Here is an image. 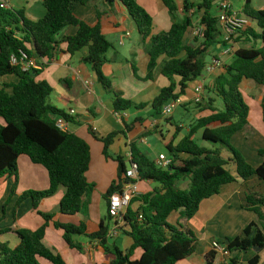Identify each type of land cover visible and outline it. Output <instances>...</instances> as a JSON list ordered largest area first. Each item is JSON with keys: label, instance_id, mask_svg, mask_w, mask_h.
<instances>
[{"label": "trees", "instance_id": "trees-1", "mask_svg": "<svg viewBox=\"0 0 264 264\" xmlns=\"http://www.w3.org/2000/svg\"><path fill=\"white\" fill-rule=\"evenodd\" d=\"M96 1L42 0L46 15L37 21L28 19L24 10L0 9V79L17 78L16 83L0 85V180L5 177L14 180L11 199L19 183V160L26 157L33 164L44 167L50 181L45 191L24 193L17 202L15 213L27 200H31L34 209L38 210L42 201L52 198L64 188L65 194L58 212L74 217L85 210L87 203L83 198L94 187L86 178L91 165L90 146L79 136L57 128V119L70 122L71 116L50 103L54 89L48 82L38 80L41 72L34 69L25 72L20 66L12 65L13 56L24 52L29 60L50 61L57 56V51L61 52V42L67 44V49L62 52L72 56L88 49V55L82 61L92 67L104 90L113 95L115 112L140 109V106L124 98L121 91L115 90L103 72L106 55L113 48L103 30L118 26L115 10L119 5L127 10L146 47L149 65L145 80L153 81L155 72L160 69L161 75L170 82L151 103L153 117L160 118L167 104L181 99L189 84L204 75L208 65L206 56L222 51L227 45L222 41L218 18L211 13L219 0H202L198 5L186 1L182 19H179L181 8L177 0H161L169 12L172 26L168 31L156 35L153 34V17L137 0H101L102 6L109 9L102 10L100 6H95L97 23L90 25L82 21L76 15L77 9ZM196 15L201 17L200 23L205 26L204 38L187 45L186 38L194 26ZM241 15L248 18L251 25L235 40L238 48L232 61L221 67L222 73L210 86H205L207 97L203 95L202 101L195 103V108L203 116L178 145L167 146L171 159L169 168H159L156 162L133 147L132 158L139 166L140 182H151L156 187L152 192L137 196L124 218L125 227L129 229L128 236L133 241L131 248L124 253L118 247L109 245L108 212V220L102 222L99 231L94 234L87 233L85 223L73 225L55 222V228L64 232V241L71 249L82 252V245L76 243L75 239L85 236L98 241L107 255L115 257L111 264H178L197 252L198 239L191 230L183 229L180 224L171 225L168 222L171 215L180 213L182 219L192 220L203 201L220 195L225 186L239 181L247 182L252 178L264 183V148L259 150L263 162L255 168L233 146L237 134L250 132L251 108L243 93V83L251 81L264 88V48L240 47L242 42L264 43V10L254 9L252 0H247ZM68 26L78 27V33L58 42L57 35ZM257 29L262 33L258 34ZM133 70L137 76L136 68L133 67ZM220 102L222 107L219 106ZM262 111L264 123V99ZM127 130H130V126H127ZM92 134L98 138L93 131ZM119 134L122 133L113 132L98 138L104 144L107 158H110L109 149ZM116 161L119 163L118 180L107 192V201L113 194L121 192L127 182L123 158L119 157ZM188 180V190L178 188L179 182ZM137 203L139 208L134 210L133 206ZM263 208L264 197L258 194L246 197L244 209L253 211L257 215V222L248 225L241 236L223 242L232 254L248 253L254 249L264 251ZM5 211L6 205L4 214ZM39 215L46 224L37 231L16 232L20 240L17 247L11 248L7 243L0 242V264H41L40 259L51 264H66L59 253L44 244L49 223L54 221L56 213L39 212ZM140 215L143 217L141 222ZM8 232L9 229L0 230V235ZM137 250L143 254L140 259L133 260ZM216 258L217 254L213 251L205 255L207 264H215ZM259 259L257 257L249 264H258ZM227 264L241 262L238 258H231Z\"/></svg>", "mask_w": 264, "mask_h": 264}, {"label": "crops", "instance_id": "crops-1", "mask_svg": "<svg viewBox=\"0 0 264 264\" xmlns=\"http://www.w3.org/2000/svg\"><path fill=\"white\" fill-rule=\"evenodd\" d=\"M137 1L153 17L154 25L157 23L162 28L158 33L168 31L171 28V17L161 0ZM186 1L195 5L202 2V0H177L182 16H184L182 10ZM101 3V0H97L92 5L81 6L77 9L76 15L82 21L95 25L98 20L95 6H100L102 10L109 9H106ZM259 4L261 6L257 8L255 0H252L254 9L263 11L264 0H261ZM115 11V19L118 26L108 27L103 30V33L113 45V48L106 55L107 63L103 68V72L113 83L115 90L121 91L124 98L131 100L141 108H134L128 112L121 113L123 117H119L114 110L113 95L104 90L92 67L82 61L88 55V49H83L74 56L62 52L67 49V44L61 41L75 36L78 33V27L68 26L57 35V41L61 42L59 47V51L61 50V52L57 51V56L52 60H31L35 65L42 66L41 70H39L41 74L38 80L48 82L54 89V93L49 100L50 103L58 109L63 110L66 114L72 109L77 112L75 116L71 117L69 132L85 140L91 148V165L86 178L88 183L94 188L88 196L83 198L87 203L85 210L74 217L65 216L58 212L65 194L64 188H61L52 198L42 201L38 210L34 209L31 200H27L15 213L17 202L24 193L28 191H45L50 185L49 175L44 167L33 164L26 157H21L19 160V183L17 191L11 199L10 193L14 180L8 177L0 180V230H10L7 234L0 235V242L7 243L11 248L17 247L20 243L16 232L20 230L37 231L46 224L43 217L39 215V212L44 214L56 213L54 221L49 223L44 240V244L48 248L59 253L66 264H111L115 257L107 255L98 241H92L85 236L75 239L76 243L82 245V252L71 249L64 241V232L55 228V222L73 225L85 223L88 234L98 232L102 222L108 220L106 194L111 185L118 180L119 164L116 159L122 157L121 155L124 152L127 153L130 149L131 153L125 155L126 158H129L133 147L139 150L138 146L140 143H147L149 138L160 141L166 148L170 144L176 146L188 134L195 122L203 116L194 106L195 89L199 85V80H196L189 84L186 94L181 98L184 103L183 105L186 106L185 108H181L189 116L187 120H185V115H182L179 119H175V115L168 119L153 117L154 112L151 103L160 95L164 88L170 85V82L161 75L160 69L155 72L153 81L145 80L148 75L149 56L138 33L137 26L125 8L117 5ZM242 11L239 13L241 14ZM192 13L193 11H191ZM257 32L261 34L262 30L257 29ZM126 33H129L130 37L126 38L124 44L121 45V39ZM187 37V45H192L193 40L189 34ZM241 46L247 49L253 46L264 48V43L261 41L246 44L242 42ZM222 51L220 50V52L215 53V56H212V61L218 57L225 61L223 65L230 63L233 57H224ZM133 67L136 68L138 77L135 76ZM221 73L222 68L216 69L212 74L205 72V86H210ZM177 81L179 82V79ZM8 82L16 83L17 78L11 76L0 79V85ZM246 87L247 89H251L249 91L251 95L255 94V90L260 92L261 88L263 89L262 96L258 99L257 103L259 107L257 116L259 122L262 120L261 129H256L252 124L254 122L251 109L249 117L250 132L239 133L234 139L241 134L246 142L249 139L258 138L257 140L260 144H258L257 148L252 149L250 146L241 144L243 155L247 161L253 167L258 168L263 162V159L259 155V150L264 148L262 111L264 88L258 87L251 81ZM243 93L250 106L251 101L246 98L247 96L244 91ZM204 95L207 97L205 91ZM154 123L157 125L153 129ZM127 126H130L129 131L127 130ZM91 130L98 138L106 137L113 132L122 133L118 135L109 149L110 158L105 156L104 144L93 136ZM251 157L254 158L255 162H251ZM157 160L153 161L157 162ZM137 186L140 194L152 192L156 187L151 182H139ZM251 194H258L264 197V183L258 178H252L247 182L239 181L225 186L220 195L203 201L198 214L192 220L182 219L180 213L171 215L169 218L172 219V223L169 222L171 225L178 226L180 224L183 229L191 230L198 239L197 252L178 264H207L205 255L212 252L211 247L213 242H225L227 239H235L242 235L248 225L257 222V215L253 211L244 209L245 199ZM5 205L6 211L4 214L3 209ZM104 207H106L107 211L106 216L103 214ZM138 208V203L133 206L134 210ZM109 225L110 227L112 226L111 219H109ZM128 232L129 229L124 226L117 237L109 240V245L116 246L126 253L133 244L132 239L128 236ZM254 250L257 254L254 253ZM254 250L248 253H234L231 255V258H238L241 263L249 264L251 260L259 257L258 264H264V251L259 249ZM142 254L141 250H137L133 260L140 259ZM227 261V259L217 255L215 264H227ZM40 262L41 264H51L44 259H40Z\"/></svg>", "mask_w": 264, "mask_h": 264}, {"label": "built area", "instance_id": "built-area-1", "mask_svg": "<svg viewBox=\"0 0 264 264\" xmlns=\"http://www.w3.org/2000/svg\"><path fill=\"white\" fill-rule=\"evenodd\" d=\"M10 1L11 0H0V9L10 10ZM217 11L219 12L218 21L219 26L222 32V41L227 43L223 49L224 57H234L235 48L238 47V44L235 42L237 37L245 31L250 25L251 21L245 16L236 13L233 10V5L230 0H219L216 6ZM205 26L201 23L196 26L194 24L189 32L190 38L194 41L196 39L201 40L204 38ZM130 34L126 33L125 36L121 39L120 44H124V40L129 38ZM11 63L14 66H20L23 71L28 72L32 69L41 70V65H35L29 60V57L26 53L21 52L19 56H13ZM223 66V63L220 59H214L211 64L207 65L206 73L212 74L216 69H219ZM205 76L203 75L199 79V85L195 89L194 102L199 103L202 101L205 88ZM182 99L172 101L167 104L162 111L161 118L168 119L174 115L176 110L183 105ZM77 114L76 110L72 109L69 111L68 115L73 117ZM119 117H123L121 113H117ZM156 123L153 124L152 128L156 127ZM57 128L62 132H69V122L63 118H59L56 121ZM130 158V169L127 170L125 179L124 188L121 192L113 194L108 201V212L110 219L112 221V226L110 227L108 239L111 240L119 235L121 230L125 226V216L128 209L130 208L132 201L140 195L137 183L140 182L139 177V166L137 163L133 162L132 154L129 155ZM157 166L161 169H168L171 165V159L165 155L161 154L157 160ZM139 221H143V217L140 215ZM212 251L217 255L225 259H231L232 253L229 251L226 245L223 242L215 241L212 243Z\"/></svg>", "mask_w": 264, "mask_h": 264}, {"label": "rangeland", "instance_id": "rangeland-1", "mask_svg": "<svg viewBox=\"0 0 264 264\" xmlns=\"http://www.w3.org/2000/svg\"><path fill=\"white\" fill-rule=\"evenodd\" d=\"M247 0H231L232 5H233V10L236 13H239L242 11L243 7L245 6ZM261 0H255L256 3V7L259 8L261 5L259 4ZM11 10L13 11H21L24 10L26 17H28L30 20L36 21L39 19H42L45 15V9L43 7L42 1L41 0H12L11 1ZM212 15L215 17L219 16V12L217 11V9H213L211 11ZM240 14V13H239ZM183 16L181 13H179V19H182ZM200 19L201 17L199 15H196L194 17V22L195 25L198 26V24L200 23ZM162 28L159 27V24H155L154 25V32L158 33L159 31H161ZM153 32V34H155ZM156 35V34H155ZM188 40V37H187ZM212 56H215V52L213 54L207 55L206 56V62L207 64H211L212 62ZM220 59L222 61V63H224L225 61L222 60L221 58H215ZM214 60V59H213ZM250 81H246L245 84L243 85V91L246 94V98L251 101L250 106L252 109V113H253V122L252 123L256 129H261L260 125L262 123V120L259 122V118L257 116V112H259V107H258V99H260V97L262 96L263 93V89L261 88L260 92L258 90H255V94L251 95V93H249V91L251 89H247V85ZM259 89V88H258ZM220 101V100H219ZM254 102V103H252ZM256 104V105H255ZM196 104L194 103V106ZM219 106L222 107V102L219 103ZM196 110V109H195ZM175 115V119H179L182 117V115H185V120H187L189 118V116L185 113L183 108H178L176 110V112L174 113ZM191 117V116H190ZM157 139V138H156ZM258 138H254V139H249L247 142L246 140L243 138L242 134L238 135L234 140H233V146L243 154L242 152V147L241 144H244L246 146H250L252 149L253 148H257L260 144L259 141L257 140ZM139 150L142 151L143 154H145L151 161L156 160L159 158L161 153H165L168 156V151L167 148L165 146L162 145V143L160 141H155L151 138L148 139V142L145 144H141L138 146ZM140 151V152H141ZM128 154L131 153L130 149L127 152ZM126 152H124L123 155H121L124 160V163L126 165V169L129 170L131 165H130V161L129 158H126ZM118 156V155H117ZM120 156V155H119ZM117 158V157H116ZM251 162H255L254 158L251 157ZM119 164V163H118ZM117 164V165H118ZM179 189L182 190H188L190 187V181H181L177 184ZM103 214L106 216L107 215V211H106V207H104L103 209ZM168 222L172 223V219H169ZM254 253L257 254V252L254 250ZM243 260V259H242ZM241 264H245V263H241Z\"/></svg>", "mask_w": 264, "mask_h": 264}, {"label": "water", "instance_id": "water-1", "mask_svg": "<svg viewBox=\"0 0 264 264\" xmlns=\"http://www.w3.org/2000/svg\"><path fill=\"white\" fill-rule=\"evenodd\" d=\"M227 245L229 244V242L227 241V243H226Z\"/></svg>", "mask_w": 264, "mask_h": 264}]
</instances>
